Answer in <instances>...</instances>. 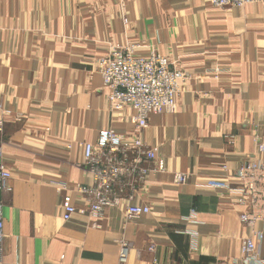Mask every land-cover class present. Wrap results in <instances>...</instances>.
Instances as JSON below:
<instances>
[{
	"label": "crops",
	"instance_id": "crops-1",
	"mask_svg": "<svg viewBox=\"0 0 264 264\" xmlns=\"http://www.w3.org/2000/svg\"><path fill=\"white\" fill-rule=\"evenodd\" d=\"M127 43L187 75L176 110L151 114L142 134L165 169L150 172L130 201L148 213L127 220L121 200L99 219L75 212L65 220L66 203H88L77 187L93 183L82 143L104 128L125 143L135 138L132 110L109 109L94 64ZM0 120L12 174L0 193V264H239L247 207L230 189L241 184L239 165L264 161L254 140L264 145V1L0 0ZM176 172L187 182L175 183ZM192 208L197 221L185 222ZM183 229L197 232L196 250ZM121 239L130 244L123 262Z\"/></svg>",
	"mask_w": 264,
	"mask_h": 264
},
{
	"label": "built area",
	"instance_id": "built-area-1",
	"mask_svg": "<svg viewBox=\"0 0 264 264\" xmlns=\"http://www.w3.org/2000/svg\"><path fill=\"white\" fill-rule=\"evenodd\" d=\"M207 1L215 7H242L264 0ZM127 21L125 17L124 22ZM139 47L137 43L115 44L105 55L94 60L103 85L108 89L109 109L120 111L128 106L132 110L135 138L131 143H125L115 131L104 128L98 131L94 143H82L83 163L92 174L93 183L77 187L81 195L88 197V203L80 208L66 203L63 207L65 220L75 212L99 219L105 208L118 206L121 200L127 202L123 209L127 220L146 214L150 210L147 205L132 204L130 201L138 193L140 183L147 175L150 172L163 171L165 166L164 159L157 157V147L149 146L143 140L142 134L148 126L151 114L173 113L176 110L181 82L185 81L187 75L177 67L171 68L166 56L152 51L140 54L137 51ZM221 71L223 70L219 72ZM2 131L3 123L0 120V136ZM254 140L259 150H263L264 145L259 143L256 137ZM230 142H233V137ZM149 161H154L155 166L146 167L144 163ZM235 175L241 184L231 188L230 193L237 197L239 204L246 205V210L240 214V220L249 229L248 235L242 239L240 245L238 263L264 264V256L260 254V247L264 242V161L245 162L237 167ZM11 178L10 170L2 161L0 149V193L10 189ZM173 178L177 184L187 182L186 174L181 172L174 173ZM211 185L219 186L215 183ZM196 212L194 208L190 209L189 215L184 218L185 222H196ZM93 225L100 227L96 222ZM181 232L192 235L191 250H196L197 232L192 229H183ZM4 235L3 203L0 201V262L3 258ZM119 247L118 258L123 262L127 258L130 244L121 239Z\"/></svg>",
	"mask_w": 264,
	"mask_h": 264
}]
</instances>
